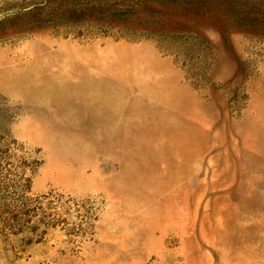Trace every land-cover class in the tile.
I'll use <instances>...</instances> for the list:
<instances>
[{"label": "rangeland", "instance_id": "obj_1", "mask_svg": "<svg viewBox=\"0 0 264 264\" xmlns=\"http://www.w3.org/2000/svg\"><path fill=\"white\" fill-rule=\"evenodd\" d=\"M0 264H264V0H0Z\"/></svg>", "mask_w": 264, "mask_h": 264}, {"label": "bare ground", "instance_id": "obj_2", "mask_svg": "<svg viewBox=\"0 0 264 264\" xmlns=\"http://www.w3.org/2000/svg\"><path fill=\"white\" fill-rule=\"evenodd\" d=\"M256 117H257V116H256ZM254 121H256V120H254ZM258 122H259V121H258ZM187 146H188V145H187ZM182 148H184V147H182ZM126 181H129V182L127 183L128 185H132V184H134V183H133L134 181L132 182L131 178H127ZM129 188H132V187H129Z\"/></svg>", "mask_w": 264, "mask_h": 264}]
</instances>
